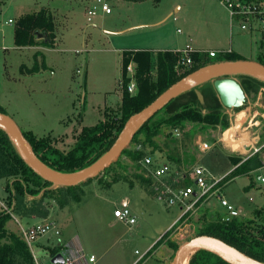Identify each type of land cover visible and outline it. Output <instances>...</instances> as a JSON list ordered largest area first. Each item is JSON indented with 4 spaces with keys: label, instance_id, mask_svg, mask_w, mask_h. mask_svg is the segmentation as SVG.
<instances>
[{
    "label": "rangeland",
    "instance_id": "374dc122",
    "mask_svg": "<svg viewBox=\"0 0 264 264\" xmlns=\"http://www.w3.org/2000/svg\"><path fill=\"white\" fill-rule=\"evenodd\" d=\"M104 2L112 8L107 16H102L101 12ZM42 6H49L55 13L57 44L43 43V48L17 46L15 21L23 13ZM94 6L98 7L97 13L91 15L89 10ZM169 9H173V14L160 25L134 29L128 34L113 33L136 18L154 20L161 10ZM10 18L14 23L9 21ZM163 38L172 42L180 40L185 50H229L232 46L243 58L252 61L264 53L261 34L242 30L239 20L231 19L229 9L221 0H8L0 11V102L23 131H32L38 138L51 136L58 146L69 148L74 143L76 130L100 122L106 111L119 109L123 49L131 48L133 41L140 40L143 41L140 44L152 46L153 42L156 47ZM237 74L230 76L240 81ZM214 95L225 110L218 93ZM241 108L226 112L231 128L237 113L246 111L248 117L239 131L249 136L246 152L225 146L222 141L225 131L220 128L195 132L190 141L184 140L183 135H176L177 141L171 143L169 149L179 151L181 162H172L162 156L163 163L171 167L165 180L171 184L173 177L188 174L197 165H203L212 176L223 177L233 169V158L243 160L255 154V149L264 156V149H261L264 147V88L256 95H247ZM198 138L214 147L208 152H200L194 142ZM123 162L127 165V174L136 170L143 173L146 169L142 161L140 168L126 157ZM117 168L122 170V167ZM259 175L264 176V168L251 175H238L223 188V196L240 211L243 221L251 218L258 221L264 214V182L258 179ZM102 180L112 181L111 175L106 174ZM130 180L133 179L130 177ZM5 182L7 180H0V201L4 200L1 210L11 208L9 194L1 189ZM99 182L95 179L82 186L84 195L80 202L73 201L60 207L52 201L49 218L58 223L61 235L53 233L51 237L43 238L40 246L49 249L59 241L78 238L87 252L96 257L93 264H173L179 246L197 236L202 217L199 210L205 203L184 226L180 225L182 229L175 227L168 234V239L178 245L176 249L164 239L141 260L140 255L146 254L175 224L173 222L182 214V206H170L136 180L134 182L138 184L134 187L126 181L107 186ZM124 198L129 199L136 217L134 225H127L114 216V210L121 207ZM210 200L211 207L219 206L223 210L216 197ZM258 210L261 215H256ZM39 220L42 219L33 218L30 224ZM22 222L29 225L25 220ZM7 228L18 233L14 219L7 222Z\"/></svg>",
    "mask_w": 264,
    "mask_h": 264
},
{
    "label": "trees",
    "instance_id": "16d2710c",
    "mask_svg": "<svg viewBox=\"0 0 264 264\" xmlns=\"http://www.w3.org/2000/svg\"><path fill=\"white\" fill-rule=\"evenodd\" d=\"M7 1L0 0V11ZM14 24H16L15 44L19 47L36 45V43H46L47 45L55 43L57 37L56 16L49 6H42L36 11L23 13ZM38 31L48 34L47 42L43 39L37 40ZM261 46L264 48L262 43ZM190 55L193 60L192 65L184 63L183 51L146 49L123 51L122 78L119 82L121 104L117 111H106L105 118L100 122L76 130L73 135L74 143L69 148H61L51 136L38 138L32 131H23L24 136L40 160L51 169L70 174L79 172L96 163L111 148L133 114L152 103L175 82L211 62L244 59L234 50L221 54L215 60L209 59L208 53L204 50H195ZM130 61H134L136 64L134 79L127 69ZM255 61L264 65V53ZM237 76L247 95H256L264 88V80L259 77L246 73H239ZM132 80H134L135 90L130 92L129 86ZM214 89L213 82L208 80L173 98L143 123L134 135L131 144L123 150L116 161L112 162L100 176L89 179L87 182L98 179L99 183L107 186L109 183L126 181L130 182L131 187L139 182L141 187L156 196L153 180L146 175L147 170H142L143 173L136 170L127 174V165L124 164L123 158H128L140 168L143 158L150 156L154 157V165L157 166L159 162L155 158L161 152L160 159L165 156L172 162L180 163L179 151L172 152L169 149L171 143L177 141L175 140V129L180 130L184 140L190 141L193 134L198 131L205 133L208 130L220 128L225 131L230 128L229 116L213 95ZM198 92L202 93L203 100L199 98ZM0 112L8 114L1 102ZM14 141L11 135L0 127V180H7L5 190L9 194L11 207V212L0 210V264H35L29 247L18 233H13L7 228V222L14 218L13 215L20 220H25L28 224L33 218L48 219L51 214L52 201H55L60 207L68 206L73 201H82L84 195L82 186L87 182L76 186H54L29 167ZM187 149L185 148L184 151ZM174 153L176 154L172 155ZM232 163L234 167L222 179V184H226L238 175L250 174L252 171L264 167V158L260 152H256L243 160L233 158ZM115 166L122 167V170ZM106 174L111 175L112 181L102 180ZM130 177L133 180H130ZM185 183L186 185L191 184L188 180ZM204 203V206L199 210L202 217L197 236L204 235L219 239L253 260L264 263V214L258 221H255L254 218L243 221L240 216L231 221H225L223 210L214 209L209 201ZM261 214L262 212L259 210L256 213V215ZM170 232L172 230L167 231L149 249L144 258L157 245L164 242V239L170 247L176 249L178 245H175V241L168 239ZM49 249L52 256L61 249V246L58 243ZM188 264L232 263L215 252L201 248L191 255Z\"/></svg>",
    "mask_w": 264,
    "mask_h": 264
},
{
    "label": "built area",
    "instance_id": "2783aa9c",
    "mask_svg": "<svg viewBox=\"0 0 264 264\" xmlns=\"http://www.w3.org/2000/svg\"><path fill=\"white\" fill-rule=\"evenodd\" d=\"M221 1L229 9L231 19L237 18L239 20L242 30L255 34L259 32L261 34V43L264 46V1ZM97 8V6H94L93 9L89 10V14L95 15L97 13ZM111 9L112 8H110L106 2L101 5V10L105 13H109ZM9 21L13 22L12 19ZM195 50L197 49L188 48L182 50L185 55V64L192 65L193 60L190 54ZM231 51L232 50H209L207 53L209 57L213 59ZM128 66V71L134 75V63L130 62ZM134 90L135 84L134 81H132L129 86V91L133 92ZM174 134L181 136L179 129H175ZM194 142L202 153L208 152L214 147V144L205 141L203 138L195 139ZM258 150L259 149H255L256 152H258ZM154 162L155 160L150 156H146L142 160V163H144L143 165L147 169L146 175L153 180L156 196L168 202L170 206L179 204L183 208L182 214L175 221V224L171 225L168 231L173 230L175 227H177V229H182L188 222L189 216L196 214L201 204L208 201L209 204H211L210 199L212 197H216L221 208H223V219L225 221H231L233 218L241 215L240 211L235 208L233 204H230L222 194L223 186L225 185L222 184V179L225 176H212L203 165H197L188 172V174L185 173L180 177H173V183L170 184L165 180V177L170 173L171 167L166 163H159L155 166ZM258 178L264 182V176H259ZM187 179L191 181L190 185H186L185 181ZM7 211L11 212V208L7 209ZM114 216L127 225H134L136 223V217L132 214L128 201L114 210ZM13 217L18 224V234L29 247L35 264H93L96 261V257L87 252L78 238H73L66 242H59L61 249L55 255L51 256L50 250L40 246V242L45 237H51L53 233L56 236L61 235L58 223L48 218L42 219L38 223L25 225L18 217L14 215ZM181 224L183 226L180 227ZM136 253H139V251L137 250ZM58 254L64 257L63 262L53 263L52 259ZM146 254H141L139 258L142 260Z\"/></svg>",
    "mask_w": 264,
    "mask_h": 264
},
{
    "label": "water",
    "instance_id": "95a60500",
    "mask_svg": "<svg viewBox=\"0 0 264 264\" xmlns=\"http://www.w3.org/2000/svg\"><path fill=\"white\" fill-rule=\"evenodd\" d=\"M37 35V39H43L45 42L48 41L47 33L38 31ZM218 71L224 73L213 76L211 80L222 104L224 107L230 109H240L246 103L247 95L241 83L236 78L231 77L230 74L246 73L257 77L256 72L264 74V65L248 59L235 61L223 60L209 63L194 70L171 85V87L161 93L148 106L133 114L111 148L96 163L76 173H61L44 164L34 151L30 142L25 138L23 130L10 115L0 112V127L5 129L11 137V132L13 133L14 137L12 138L15 140L14 142H16L19 152L35 173L51 182L54 186H76L87 182L89 179L100 176L112 162L118 159L123 150L131 144L134 135L143 123L152 117L156 111L185 90L198 85L199 83H196V81ZM198 95L203 100L202 93L198 92ZM74 174L77 175L75 176ZM201 248L217 253L232 264H264L242 254L231 245L219 239L204 235L195 236L182 243L176 252L173 264H183L188 253L191 252V257L196 250ZM63 258L61 254H58L52 259V262L62 263Z\"/></svg>",
    "mask_w": 264,
    "mask_h": 264
},
{
    "label": "crops",
    "instance_id": "0c3cea01",
    "mask_svg": "<svg viewBox=\"0 0 264 264\" xmlns=\"http://www.w3.org/2000/svg\"><path fill=\"white\" fill-rule=\"evenodd\" d=\"M134 1H142V0H134ZM102 12V16H107L108 14H106L105 12H103V11H101ZM165 10H161L160 12H159V14H158V16L154 19V20H149V19H146V18H144V17H140V18H136V19H134L133 20V23H131V24H129V25H127V26H125V27H123V28H120V29H118V30H114V31H116V32H113L114 34H120V33H123V34H128L131 30H134V29H143V28H145V27H152V26H156V25H160V24H162L170 15H172L173 14V9H169V10H167L165 13ZM11 19V18H10ZM9 19V20H10ZM13 23H14V21H13ZM105 32H108L107 30H104ZM251 33V32H250ZM253 33V32H252ZM59 34L57 33V36H58ZM60 39V38H59ZM37 40H39V39H37ZM161 41V43H160V45H156V47L154 46L153 47V42L151 43L152 44V46L151 45H145L144 43H141L140 44V42H143L142 40H140L139 42H135V41H133L134 42V44L133 45H131L132 47L131 48H126V49H123V51H137V50H142V49H146V50H152V51H165V50H170V51H181V50H183V49H185L182 45H181V43H180V40L179 41H177V40H175V41H170L168 38H163V39H161L160 40ZM55 44H57V37H56V39H55V43L53 44V45H55ZM32 46H34V47H38V48H43L44 47V45L42 44V43H36V45H32ZM138 46H140V47H138ZM50 48V47H49ZM197 49V48H196ZM197 50H204V49H197ZM211 50V49H210ZM212 50H216V49H212ZM229 50H234V48L231 46V48H229ZM205 51V50H204ZM209 51V50H208ZM235 52H236V50H234ZM207 52V51H206ZM245 59V58H244ZM212 60H214V59H212ZM130 62H133L134 63V61H130ZM214 62H217V61H214ZM211 63H213V62H211ZM134 65L136 66V64L134 63ZM135 73V72H134ZM235 78V77H234ZM133 79H134V76H133ZM132 81H134V80H132ZM212 81V80H211ZM213 82V81H212ZM240 82V81H239ZM121 92V91H120ZM213 92L215 93L216 92V90L214 89L213 90ZM214 93H213V95H214ZM217 93V92H216ZM247 95V94H246ZM215 96V95H214ZM228 109H230V108H227L226 107V109H225V111L226 110H228ZM161 154H158L157 156H156V158L155 159H158V162L160 163V164H163V160H161L160 158H159V156H160ZM262 157L264 158V156L262 155ZM234 167V166H233ZM262 168H264V167H262ZM261 169V168H260ZM260 169H258V170H260ZM257 171V170H256ZM253 172H255V171H252L251 173H250V175L253 173ZM259 176H263V175H259ZM258 176V177H259ZM259 179V178H258ZM5 181H6V179H5ZM5 184H6V182H5ZM5 184H2V186H1V189L3 188L4 189V191H5ZM226 185V184H225ZM224 185V186H225ZM224 186H223V188H224ZM128 201V203L130 202L129 201V199L128 198H124L123 199V203L124 202H127ZM122 203V204H123ZM2 204H4V200H2L1 199V201H0V206L2 205ZM215 209V208H214ZM218 209H220V207L218 206V207H216V210H218ZM0 210H1V208H0ZM178 218V217H177ZM12 219H14V221H15V218H12ZM35 219V218H34ZM22 221V220H21ZM39 221H41V220H39ZM176 221V220H175ZM15 223L17 224V222L15 221ZM173 223H175V222H173ZM17 229H18V224H17ZM59 242H62V241H59ZM137 251V250H136Z\"/></svg>",
    "mask_w": 264,
    "mask_h": 264
},
{
    "label": "bare ground",
    "instance_id": "6f19581e",
    "mask_svg": "<svg viewBox=\"0 0 264 264\" xmlns=\"http://www.w3.org/2000/svg\"><path fill=\"white\" fill-rule=\"evenodd\" d=\"M224 72L218 71L216 73H212L207 75L206 77L201 78L200 80L196 81V83H203L205 81L210 80L213 76H217L219 74H222ZM257 77L264 80V74L256 72L255 73ZM246 111H240L237 113V120L234 123V125L231 128H228L223 133L222 141L224 142L225 146H228L229 149L233 151H241L246 152L248 144H250L249 136L248 134H241L239 133L240 129L242 128L243 122L246 120ZM12 137H14L13 133L11 132ZM75 176L77 174H74ZM73 175V176H74ZM190 253H188L187 257H185V261H183V264H188L190 260Z\"/></svg>",
    "mask_w": 264,
    "mask_h": 264
}]
</instances>
